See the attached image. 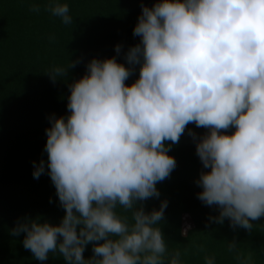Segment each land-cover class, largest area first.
I'll return each mask as SVG.
<instances>
[{
  "label": "clouds",
  "instance_id": "1",
  "mask_svg": "<svg viewBox=\"0 0 264 264\" xmlns=\"http://www.w3.org/2000/svg\"><path fill=\"white\" fill-rule=\"evenodd\" d=\"M43 7L73 23L68 3L47 0ZM140 7L133 28L139 43L124 53L129 66L115 56L91 59L69 85V114L47 117V172L44 159L32 161V176L50 177L65 214L58 225L21 219L10 230L25 234L22 245L37 261L58 253L65 264H183L179 249L167 250L159 226L167 201L150 212L137 201L159 197L156 184L176 167L166 142L177 143L192 122L207 129L195 152L210 170L195 183L198 199L218 209L208 220L227 218L233 229L252 230L251 221L264 217V0H157ZM121 48L114 46L117 55ZM75 63L46 74L64 78ZM136 65L138 78L126 85ZM230 127V135L221 131ZM99 241L85 259V246ZM237 249L227 242L229 252ZM235 259L253 264L251 255ZM204 262L215 264V257Z\"/></svg>",
  "mask_w": 264,
  "mask_h": 264
},
{
  "label": "trees",
  "instance_id": "2",
  "mask_svg": "<svg viewBox=\"0 0 264 264\" xmlns=\"http://www.w3.org/2000/svg\"><path fill=\"white\" fill-rule=\"evenodd\" d=\"M69 5L73 23L63 24L58 17L45 11L47 0H0V264H65L58 253L37 261L22 245L24 233L12 236L10 230L21 219L58 225L65 212L56 190L45 173L32 176V161L45 160V129L47 117L69 114L66 105L69 85L86 73L93 59L116 57L118 63L129 65L124 53L139 43L133 28L141 13V4L151 7L157 0H61ZM32 3L41 5L39 12L29 10ZM122 46L116 54L114 46ZM70 67L64 78L50 79L46 71L52 66ZM125 81L131 85L139 75V65ZM196 134L194 140L188 134ZM224 131L231 134L234 128ZM207 133L194 122L186 125L179 141L171 145L168 155L175 158L176 167L169 177L156 184L159 197L137 201L145 212L159 209L166 200L159 226L169 252L179 249L183 264H205L204 257L214 256L215 264H239L235 259L251 255L253 264H264V217L251 221L252 230L208 220L217 216L215 205L207 206L197 197L202 189L195 183L204 169L195 152L199 138ZM51 201V202H50ZM118 214L129 216L120 206ZM188 216L192 228L183 232V219ZM182 232L184 234H182ZM235 241L238 249L227 250V242ZM85 246L83 257L90 258L93 244Z\"/></svg>",
  "mask_w": 264,
  "mask_h": 264
},
{
  "label": "rangeland",
  "instance_id": "3",
  "mask_svg": "<svg viewBox=\"0 0 264 264\" xmlns=\"http://www.w3.org/2000/svg\"><path fill=\"white\" fill-rule=\"evenodd\" d=\"M191 220L188 216H185L183 219V232L186 233L192 228Z\"/></svg>",
  "mask_w": 264,
  "mask_h": 264
}]
</instances>
